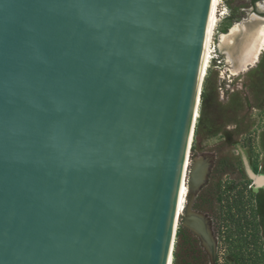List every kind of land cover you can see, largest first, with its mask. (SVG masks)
<instances>
[{"label":"water","instance_id":"water-1","mask_svg":"<svg viewBox=\"0 0 264 264\" xmlns=\"http://www.w3.org/2000/svg\"><path fill=\"white\" fill-rule=\"evenodd\" d=\"M211 0H0V264H167Z\"/></svg>","mask_w":264,"mask_h":264},{"label":"rangeland","instance_id":"rangeland-1","mask_svg":"<svg viewBox=\"0 0 264 264\" xmlns=\"http://www.w3.org/2000/svg\"><path fill=\"white\" fill-rule=\"evenodd\" d=\"M258 4L264 6V0H227L217 6L213 58L186 183L193 180L197 157L206 167V179L178 223L173 264H264V50L234 75L219 45V36L234 23L251 22L254 15L264 18ZM247 37V32L240 35L238 55ZM189 217L196 218L189 224L197 234L185 225Z\"/></svg>","mask_w":264,"mask_h":264},{"label":"bare ground","instance_id":"bare-ground-1","mask_svg":"<svg viewBox=\"0 0 264 264\" xmlns=\"http://www.w3.org/2000/svg\"><path fill=\"white\" fill-rule=\"evenodd\" d=\"M218 4H219V0H211L209 12H208L206 30L204 35V43H203V49H202V55L200 61V69L198 74V82H197L196 93L194 98L192 121L188 133V142L186 146V154H185L186 156L183 161L179 184H178L175 221H174L176 225L174 229V237L172 236L170 257H168L167 264H173L172 253H173L178 223L182 220V218H184V212L188 208L189 200L191 199L192 194L197 190L198 187H200L203 184L204 180L206 179L205 178L207 173L206 167L203 166L202 163L201 164L199 163L200 157L199 158L197 157L194 168L190 172V174H192L193 176V180L189 181V183H186L190 149L195 134V127L198 119L200 118V110H201L200 107L202 103L201 98L203 93L204 81L208 75L207 72L210 67L211 60L213 58V56H211L212 54L211 44L215 33ZM258 10L264 12V6L262 4H258ZM253 17L254 19L252 18L251 22H246L244 20L241 23H234V25L229 29L227 33L221 34L219 36V45L223 47L222 49H220L221 54L224 55L225 63L229 68V70L231 71V73L234 75L237 74V71L239 72L244 70L246 66L253 65L256 62L257 56L259 55V51L264 50V18L257 17L255 15ZM245 32H247L248 34V37L244 42L246 44L244 45L241 55H238L237 54L238 51H235L236 48L239 46L238 39L240 35ZM188 213L190 214L189 210ZM199 216L201 215L199 214ZM193 218L194 217L186 218L185 225L195 234H197L193 229L194 226L191 227V225L189 224V220Z\"/></svg>","mask_w":264,"mask_h":264},{"label":"built area","instance_id":"built-area-1","mask_svg":"<svg viewBox=\"0 0 264 264\" xmlns=\"http://www.w3.org/2000/svg\"><path fill=\"white\" fill-rule=\"evenodd\" d=\"M226 1H227V0H219V6H218V8H219L220 6H223L224 2H226ZM218 14L221 15V12H218Z\"/></svg>","mask_w":264,"mask_h":264},{"label":"trees","instance_id":"trees-1","mask_svg":"<svg viewBox=\"0 0 264 264\" xmlns=\"http://www.w3.org/2000/svg\"><path fill=\"white\" fill-rule=\"evenodd\" d=\"M190 153H191V151H190Z\"/></svg>","mask_w":264,"mask_h":264}]
</instances>
